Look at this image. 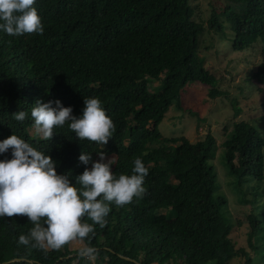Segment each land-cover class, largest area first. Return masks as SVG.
Returning a JSON list of instances; mask_svg holds the SVG:
<instances>
[{"label":"trees","instance_id":"obj_1","mask_svg":"<svg viewBox=\"0 0 264 264\" xmlns=\"http://www.w3.org/2000/svg\"><path fill=\"white\" fill-rule=\"evenodd\" d=\"M221 1L211 4L207 29L222 32L224 19L234 51L264 46V0ZM34 7L41 34L0 32V139L18 135L55 160V171L67 172L70 182L86 167L77 160L80 151L112 156L116 174H127L135 158L148 172L139 197L110 203L103 226L93 224L87 237L77 238L94 249L91 256L70 250L69 241L58 249L19 244L32 224L14 214L0 217V264H230L233 257L249 263V252L229 236L234 224L219 192L214 137L191 142L159 130L173 102L184 110L181 94L189 83L206 84L210 98L225 94L197 53L204 27L193 19L189 0H35ZM250 76L264 84V60ZM93 96L113 123L103 145L76 140L67 122L48 140L35 133L28 112L36 100L59 99L79 115L83 98ZM17 110L25 111L23 121L12 118ZM221 157L238 199L255 202L264 178V136L248 121L234 122ZM246 223L247 245L256 250L259 215L248 213Z\"/></svg>","mask_w":264,"mask_h":264},{"label":"clouds","instance_id":"obj_2","mask_svg":"<svg viewBox=\"0 0 264 264\" xmlns=\"http://www.w3.org/2000/svg\"><path fill=\"white\" fill-rule=\"evenodd\" d=\"M35 0H0V32L8 36L41 34L43 25L35 7ZM15 121L25 119V111L11 113ZM35 133L48 140L55 127L67 122L76 140H88L100 146L111 137L113 123L105 114L97 97L83 98L79 115H73L71 106H62L59 99L36 100L29 109ZM0 217L25 215L32 227L20 234L17 242L33 247L58 249L67 241L83 239L93 231V224L103 226L109 204L122 206L139 197L143 191L147 168L140 158L132 161L130 171L116 174L110 171L111 156L80 151L77 160L85 165L83 171L70 182L67 172L55 171L56 161L45 152L11 132L0 139ZM91 161V163H90ZM90 163V167H88ZM87 217L92 223H85ZM92 247L79 249L81 256H91Z\"/></svg>","mask_w":264,"mask_h":264},{"label":"rangeland","instance_id":"obj_3","mask_svg":"<svg viewBox=\"0 0 264 264\" xmlns=\"http://www.w3.org/2000/svg\"><path fill=\"white\" fill-rule=\"evenodd\" d=\"M220 3L222 4L221 0H189L193 8V19L204 27L197 37V53L203 66L215 76L216 88L225 94L210 98L206 84L189 83L181 94V106L184 110L177 109L173 102L159 123V130L164 136L182 135L191 142L202 140L207 133L214 137L215 155L212 161L218 174L219 192L226 197V206L234 224L229 236L235 247H244L251 258L246 263L244 257H233L229 263L264 264V178L255 202L250 204L240 201L221 157L222 142L234 122L248 121L264 136V84L250 76L264 60V46L257 42L234 51L231 46L232 32L224 19L222 32L207 29L206 20L210 15L211 4L215 6ZM237 110L238 115L235 116ZM108 157L105 156V159ZM91 159L97 160L98 157L93 156ZM250 212L259 215L262 225L253 236L257 251L247 245L246 215ZM238 222L239 225L236 224ZM68 247L70 250H77L84 247V244L79 239H73L69 241Z\"/></svg>","mask_w":264,"mask_h":264},{"label":"water","instance_id":"obj_4","mask_svg":"<svg viewBox=\"0 0 264 264\" xmlns=\"http://www.w3.org/2000/svg\"><path fill=\"white\" fill-rule=\"evenodd\" d=\"M68 256H71V254L70 255H68ZM19 258H12L11 260H18ZM11 260H9V261H11Z\"/></svg>","mask_w":264,"mask_h":264}]
</instances>
